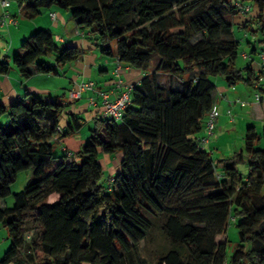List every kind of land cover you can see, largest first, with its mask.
<instances>
[{"label": "trees", "instance_id": "obj_1", "mask_svg": "<svg viewBox=\"0 0 264 264\" xmlns=\"http://www.w3.org/2000/svg\"><path fill=\"white\" fill-rule=\"evenodd\" d=\"M7 1L27 19L50 8L68 11L101 55L144 76L121 120L93 119L87 142L73 153L64 150L61 160L53 144L82 128L80 117L68 112L61 132L67 104L27 91L0 103V119H8L0 125V203L18 174L31 172L13 207L0 206L11 241L0 264H264V126L260 133L248 126L243 150L216 162L195 137L216 106L212 78L264 94V59L258 70L236 67L239 41L227 21L245 14L243 28L264 43V0ZM236 2L250 11L241 13ZM251 53H258L255 46ZM80 56L76 47L58 46L49 30H36L11 62L0 56V78L11 67L24 80L56 75ZM161 74L172 77V86L158 83ZM100 153L121 154L107 188L100 183ZM243 163L245 176L238 169ZM53 194L58 198L50 204ZM230 219L238 242L228 256ZM155 229L167 243L149 259L141 243Z\"/></svg>", "mask_w": 264, "mask_h": 264}, {"label": "crops", "instance_id": "obj_2", "mask_svg": "<svg viewBox=\"0 0 264 264\" xmlns=\"http://www.w3.org/2000/svg\"><path fill=\"white\" fill-rule=\"evenodd\" d=\"M67 12L68 11L62 12L58 8H50L49 10L42 11L35 19H27L23 16L21 8H19L16 4L10 3L8 7L3 8L0 0V18H5L6 20V24L0 28V31H3L5 36L9 38L10 44V48L8 46L9 49H7L8 52L6 55L17 52L19 47L16 48L15 45H17L18 41L20 40L22 43V41L28 38L32 32L40 29L49 30L53 34L54 40L58 46L76 47L81 51V56L77 61L57 68L56 75L54 76L58 79L61 78L58 74V71L60 70L63 74L62 78L67 83L57 86V90L55 92L49 90L48 87L41 84V80L45 81L48 75L35 74L31 78L24 80L18 75L17 71L11 67L8 74L0 78V103L7 106L14 101L22 99L24 97V93L27 91L28 93L37 94L43 98H55V101H61L62 103L67 104L68 108L65 109V114L68 112L75 115L79 114L82 117V119L80 118V121H82L81 123L89 124L93 122V119L99 118L102 111V99L99 92L102 91L107 93L109 99L114 100L122 90L116 85L118 79L122 80L124 85H136L139 83L144 74H142V71L138 69L131 68L126 64L120 63L123 69L120 71L118 77L114 76L113 71L118 65V60L115 57L109 58L101 55L99 48L96 47V44L89 35V32L75 26L71 18L67 17ZM51 14H55V17L52 18ZM20 18L22 20H20ZM238 18L243 19V17ZM248 19L249 18H244L239 25L243 27L245 25L244 23L248 22ZM13 43L15 44L14 49ZM164 76H168L169 80H172L170 75L161 74L158 78L159 84L161 83L160 77ZM87 81L95 83V90L83 93L81 99L79 100L71 99L69 97L71 89H73L77 83ZM216 88L217 91L214 101L219 113L218 118L220 115L222 116L225 114L224 116L227 124L233 126V128H235L234 124L236 123V118L238 119L237 125L239 123L243 125L245 121L248 123L251 118L253 120H261L264 122V94H260L259 99L256 101V99H254L256 91L253 89H249L247 91L246 89H237V87L229 88L225 85V83L220 86L218 85ZM59 92L62 93V100H59L57 94H55V97L52 98L54 93ZM90 97L95 99V106L90 104ZM247 108L248 110L245 111ZM228 110L232 111L231 113H235L236 115V118L233 117V122H231L227 117ZM241 112L243 113L242 115ZM66 122L67 119L62 122L64 127L66 126ZM248 125H253V123L250 122ZM216 126L214 129H216ZM223 131L226 132V130ZM220 139L221 136L218 133L217 136L214 137V140H209L207 144L209 147L208 151L214 145H218ZM59 142L60 140L56 141V143ZM64 150L71 152V150L62 147L61 151ZM222 155L223 156H221V158L225 159L231 154L227 151Z\"/></svg>", "mask_w": 264, "mask_h": 264}, {"label": "rangeland", "instance_id": "obj_3", "mask_svg": "<svg viewBox=\"0 0 264 264\" xmlns=\"http://www.w3.org/2000/svg\"><path fill=\"white\" fill-rule=\"evenodd\" d=\"M60 11L64 12L65 10L60 9ZM244 15L245 14H242V16H244ZM67 17H70L69 12H67ZM232 19H233L232 17H227V21H229V22L234 21L235 25L233 28V38L239 41L238 56L236 59V67L237 68H244L245 66L252 64V66L255 68V70H258V64L259 63L261 64V62H262L260 55L262 53H264V43L260 42L261 37H253V35L249 31L245 30L242 26L239 25L240 22H242V20L244 18L243 19L242 18H235L233 20ZM20 20H22V19L20 18ZM249 42H252L253 43L252 46L256 47L257 52H258L257 54L251 53L252 46H251V44L249 45ZM14 45L15 44L13 43V49L15 46H16V48L19 47L21 45L20 40L18 41L17 45H15V46ZM8 46L10 48L9 38L5 36V33L3 31H0V56H7V61L11 62L13 53H9L8 55H6L8 52L7 49H9ZM243 55H247V58L243 57ZM45 61L48 64H54V60L52 57H46ZM157 61H158L157 58H153L150 61L149 69H148L149 72L153 71V68L157 64ZM59 69H62V68H59ZM58 74L61 78L58 79L54 75L53 76L48 75L46 77L45 81L41 80V82H42L41 84L48 87L49 90H52L53 92H55L57 90V86H61L62 84L67 83L62 78L63 74L60 70L58 71ZM142 74H143V72H142ZM160 79H161L160 84L162 86H165V87H169L170 85L172 86V82L169 80L168 76L160 77ZM173 80H175V78H173ZM212 81L214 82L216 87L218 85L220 86V85H223L225 83V81H223V79L221 77H214V78H212ZM225 85H226V83H225ZM236 87H237V89H240V90H242V89H246L247 91L249 90V88L243 87L242 85H237ZM55 94H57V96L59 97V100L63 99L61 92L54 93L52 95V98L55 97ZM256 94H254V99H256L255 98ZM53 100H55V98ZM256 101H257V99H256ZM67 108L68 107H66V109ZM246 110H248V108L245 109V111ZM242 114L243 113L241 112V115ZM224 115H222V116L220 115V117L216 119V122H215L217 124V126L215 124L216 129L213 130V134L209 137V140H214V137H216L217 134L219 133V135L221 136V139L218 142V145H214L213 147H211V149L209 151H208V149H209L208 145L205 146V149L210 153L211 159L214 162H216L218 160H222V158H221V156H223L222 154H224L227 151H229V154H232L233 152L243 150V147H244V144H243V142H244V131L246 130V128L248 126H250V125H248V124H250V122L253 123V126L256 128V131L258 133H260L262 131V126H264V122H262L261 120H253L252 118L249 119L248 123H246V121H245L243 123V125L241 123H239L237 125L238 119L236 118V115L234 113V114H232V117L236 118L235 119L236 123L234 124L235 128H233V126L227 124V121L225 120L226 118ZM77 116L82 119L81 115L78 114ZM66 119H67L66 114L63 113V115L60 118V122H59V127L61 128L62 133L66 131V128H65L66 126L64 127L63 123H62ZM7 121H8L7 117H3L2 119H0V125H4L5 122H7ZM218 121H219V123H218ZM93 127H94L93 123H89V124L84 123L82 125V128L78 132H75L74 134H71L67 137H63L59 143H54L53 144L54 145V155L59 160H61L62 158H65L63 151H61L62 147L71 150L72 153L79 150L81 148V146L87 142L88 136H89V129H91ZM223 130H226V132H224ZM198 136L200 138L205 136L203 129L200 133L195 135V137H198ZM98 158H99V162L101 163V165L103 167V177H102L100 183L102 184V186L104 188H107L111 185L112 178L115 177V175L117 174V172L120 168L121 154H115L113 156H107L106 157V155L100 153ZM72 159H73V156L67 158V160H69V161ZM238 169L243 176H245L247 174V164L243 163V164L238 165ZM30 177H31V172H22V173L18 174L16 181L12 184V186L10 188L11 195L8 196L3 201H1V203H0V206L2 208L13 207V205H14V197L13 196L15 194H17L18 192L23 190L24 186L27 184ZM57 198H58V195L53 194L49 198L48 203H50V204L54 203L57 200ZM225 238H227V240H228L227 255L229 256L232 253L233 248L237 245V242H238V230L235 226V223L231 219H230V223H229ZM223 240H224V237L219 238V241H223ZM166 243L167 242L164 240V238H162V235L160 234L159 230L155 229L151 233V235L147 239V241L145 243H141V251L145 257L151 259L150 253L152 251H155L157 249L165 247ZM10 244H11V241L8 237L7 230L2 225H0V260L3 258L5 252L10 247Z\"/></svg>", "mask_w": 264, "mask_h": 264}, {"label": "built area", "instance_id": "obj_4", "mask_svg": "<svg viewBox=\"0 0 264 264\" xmlns=\"http://www.w3.org/2000/svg\"><path fill=\"white\" fill-rule=\"evenodd\" d=\"M9 4L10 3L7 0H1V6L3 8L8 7ZM235 5L237 6V8L241 9V13L250 11L249 7H242L239 2H236ZM51 17L54 18L55 14H51ZM4 24H5V18H0V28L4 26ZM261 58L264 59V56H261ZM122 69L123 68L120 62L118 61V65L113 71L114 76L118 77ZM116 85L118 88H121L122 90L114 100H110L107 93L102 91L99 92V95L102 99V105H101L102 111L100 113L101 119L110 118L117 122L120 121L124 114V111L131 102V94L135 85H124L122 80L120 79L117 80ZM94 90H95L94 82L92 81L80 82L77 83L73 89H71V91L69 92V97L73 100H79L81 99L83 93ZM255 98L258 99L259 98L258 95H256ZM89 102L91 105L94 106L96 105V101L94 98L90 97ZM218 116H219L218 110L216 106H213L205 119V123H204L205 136L202 137V139L200 140V145L202 148H204L208 144L209 137L213 134L215 122ZM227 116L229 120L233 122V117L230 110L227 111ZM231 220L234 221L233 219Z\"/></svg>", "mask_w": 264, "mask_h": 264}]
</instances>
